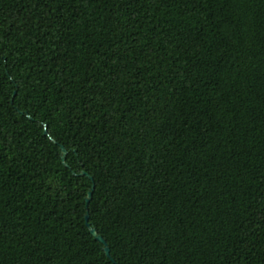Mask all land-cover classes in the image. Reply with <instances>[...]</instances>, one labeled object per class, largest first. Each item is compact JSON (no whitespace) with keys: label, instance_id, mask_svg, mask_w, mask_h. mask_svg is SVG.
<instances>
[{"label":"trees","instance_id":"1","mask_svg":"<svg viewBox=\"0 0 264 264\" xmlns=\"http://www.w3.org/2000/svg\"><path fill=\"white\" fill-rule=\"evenodd\" d=\"M0 264H264V0H0Z\"/></svg>","mask_w":264,"mask_h":264},{"label":"water","instance_id":"2","mask_svg":"<svg viewBox=\"0 0 264 264\" xmlns=\"http://www.w3.org/2000/svg\"><path fill=\"white\" fill-rule=\"evenodd\" d=\"M46 134H48L47 131H46ZM63 152H64V159H65L67 151H66V149L64 147H63ZM93 191H94V187H93L92 191L89 193V197H88V200H87L88 203H90V201L92 199ZM86 219L88 221L89 220V216H87ZM91 232H92L93 236L97 238L98 241H100L101 243L106 245L105 251H106V253L108 255H110V249L107 247V244H106L105 240L101 236L98 235V233H97V231L95 229H92Z\"/></svg>","mask_w":264,"mask_h":264}]
</instances>
